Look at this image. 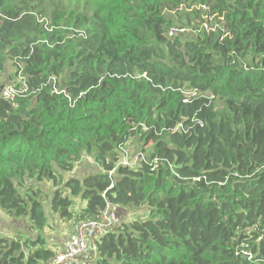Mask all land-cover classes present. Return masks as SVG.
I'll use <instances>...</instances> for the list:
<instances>
[{"label": "trees", "instance_id": "16d2710c", "mask_svg": "<svg viewBox=\"0 0 264 264\" xmlns=\"http://www.w3.org/2000/svg\"><path fill=\"white\" fill-rule=\"evenodd\" d=\"M8 62L28 90L0 79V264L62 252L45 199L63 240L127 211L89 264H264V0H0Z\"/></svg>", "mask_w": 264, "mask_h": 264}, {"label": "built area", "instance_id": "2783aa9c", "mask_svg": "<svg viewBox=\"0 0 264 264\" xmlns=\"http://www.w3.org/2000/svg\"><path fill=\"white\" fill-rule=\"evenodd\" d=\"M178 32L177 28H172L169 36H176ZM27 90L28 85L24 81V76L20 74L16 81L6 83L1 90V96L13 102L19 93H25ZM124 163L133 164L134 162L125 160ZM118 220V212L108 204L100 221L84 220L73 223L72 229L64 237L62 252L47 264H79L82 255L89 248V241L106 232Z\"/></svg>", "mask_w": 264, "mask_h": 264}, {"label": "rangeland", "instance_id": "374dc122", "mask_svg": "<svg viewBox=\"0 0 264 264\" xmlns=\"http://www.w3.org/2000/svg\"><path fill=\"white\" fill-rule=\"evenodd\" d=\"M179 11H182L181 9ZM172 17H176L177 16V12H172L170 14ZM213 16L209 17V20L213 21ZM179 32L178 34L183 33V29H178ZM17 70L13 67L11 62H8L7 65V69L4 73L0 74V79L2 80V82L6 84L9 83L12 79L11 77L15 76ZM218 106L221 107V104L218 103ZM126 151L127 153L125 154V157L123 158V162L129 161L131 163H135L139 160V157H144V152L142 151V144L139 141L138 137H134L133 139H130L127 147H126ZM94 169H98V165L95 162V159L93 158V156L90 155H86L84 156V158L82 159V161L78 164L77 168L70 174L78 176V177H82L84 175H86L87 173H89L90 171L94 170ZM51 183H46L45 185H41V188L44 191H50L51 190ZM45 204L47 206V211H48V215L50 217L51 223H52V227L53 230L49 231V235L52 239L58 238L60 239L62 232L67 228L66 224H62L59 221H56V216L52 213L51 209H50V204H49V200L45 199ZM123 213L122 211H118V217L122 218ZM10 220H12L7 214H5L4 212H2L0 210V226H2V228H0L1 230H3L5 227L9 228L8 225L11 223L9 222ZM4 221H6V223H4ZM5 225V227H4ZM61 232V234H60ZM59 239H57V241L59 242ZM80 264V263H79Z\"/></svg>", "mask_w": 264, "mask_h": 264}, {"label": "crops", "instance_id": "0c3cea01", "mask_svg": "<svg viewBox=\"0 0 264 264\" xmlns=\"http://www.w3.org/2000/svg\"><path fill=\"white\" fill-rule=\"evenodd\" d=\"M122 213H123V216H126L127 215V211H122ZM122 216V217H123ZM9 222H11V221H9ZM4 223H6V221H4ZM13 223H11L10 225H12ZM56 243H57V240H54ZM59 241H60V246L62 247V244H63V238L62 239H59ZM94 241V239H92L91 240V242H93ZM63 248V247H62ZM90 254V255H89ZM92 258H93V253H92V250H90L89 251V253H88V255L87 256H85L82 260H81V264H89L90 263V261L92 260Z\"/></svg>", "mask_w": 264, "mask_h": 264}]
</instances>
